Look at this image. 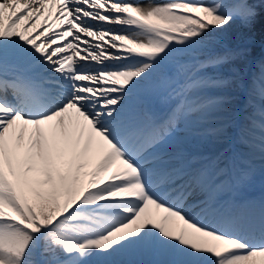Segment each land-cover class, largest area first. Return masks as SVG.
Masks as SVG:
<instances>
[{
	"label": "snow or ice",
	"instance_id": "1",
	"mask_svg": "<svg viewBox=\"0 0 264 264\" xmlns=\"http://www.w3.org/2000/svg\"><path fill=\"white\" fill-rule=\"evenodd\" d=\"M0 264H264V0H0Z\"/></svg>",
	"mask_w": 264,
	"mask_h": 264
},
{
	"label": "rangeland",
	"instance_id": "2",
	"mask_svg": "<svg viewBox=\"0 0 264 264\" xmlns=\"http://www.w3.org/2000/svg\"><path fill=\"white\" fill-rule=\"evenodd\" d=\"M237 66L241 67V65H239V64ZM242 67H243V65H242ZM196 118H197L196 114L194 113L193 114V119H196ZM200 127H201V125H195L191 135H187V136L179 135L178 136V139L184 143V146L186 147V149L189 152H193V151H195L197 149H202L205 152H209L208 149L202 147L200 138L196 134ZM134 259H138V258H134ZM144 259H146V258H144Z\"/></svg>",
	"mask_w": 264,
	"mask_h": 264
}]
</instances>
